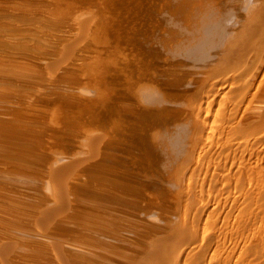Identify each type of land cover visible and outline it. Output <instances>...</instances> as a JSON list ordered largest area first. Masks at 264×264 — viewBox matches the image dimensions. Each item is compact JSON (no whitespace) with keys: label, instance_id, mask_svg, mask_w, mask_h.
<instances>
[{"label":"bare ground","instance_id":"6f19581e","mask_svg":"<svg viewBox=\"0 0 264 264\" xmlns=\"http://www.w3.org/2000/svg\"><path fill=\"white\" fill-rule=\"evenodd\" d=\"M262 4L0 0V264H138L200 127L187 95L215 64L243 66L263 40ZM262 87L243 125L264 119ZM59 139L69 147L54 156Z\"/></svg>","mask_w":264,"mask_h":264},{"label":"rangeland","instance_id":"374dc122","mask_svg":"<svg viewBox=\"0 0 264 264\" xmlns=\"http://www.w3.org/2000/svg\"><path fill=\"white\" fill-rule=\"evenodd\" d=\"M255 1L252 0L254 3ZM257 21L258 18L255 17L254 23ZM255 34L256 32H251L250 35L249 32L248 37L256 41L259 35L255 36ZM248 37L244 39L247 40ZM261 37L263 40L259 39V44L254 43L252 52L255 47L262 46L264 35ZM263 51L262 47L260 51H254L255 53L247 51L242 62L244 67L236 62L239 68L237 66L235 69L236 63H231L229 60L215 64L216 66L209 68V71L199 75L200 80L187 95V105L184 108L195 114L200 127L195 130L194 138L192 137L191 148L188 150L190 152H185L187 144L183 143V152L180 151V157L177 158V163L180 164L175 167L174 173L177 178L175 174L173 175L176 181L172 179L174 183H170L174 194L170 196L171 199L169 198V208L167 206L160 210L159 206H156L157 208L154 206V212L150 208L151 215L154 216L148 217L151 232H148L146 242L150 244L147 249L149 246L150 248L144 255H138L140 260L138 264L140 262L142 264H264V119L262 120L258 115L260 120L257 118L259 120V122L255 120L257 123L254 121V123L243 125V122H240L242 109L244 110L246 102L249 101L250 93L264 86V62L260 64L261 58L264 59ZM240 52L238 55L241 58L244 52L243 50ZM259 55H261L260 58ZM185 59L173 60L180 62ZM173 60L170 61L173 62ZM226 64L228 66L232 64L234 67L232 65L231 68L227 67ZM257 67L261 73L257 71ZM217 72H220L219 75ZM255 72L257 74L259 72L260 76H257ZM254 75H256L255 78ZM229 79H232L231 82ZM259 80L262 81V86ZM250 82L254 87L250 85L252 84ZM93 93L95 92L89 94L91 98L88 94L87 98L83 94L72 93L74 104L78 102L77 106H79L83 102L87 103L88 100L92 101L93 97H97V93ZM69 96H71L70 93ZM263 110L261 108L259 111ZM261 116L264 117L263 114ZM237 120L241 127L237 126ZM242 127L245 131L240 130ZM96 132L99 131H93V133ZM64 139L57 141L61 146L57 143V146L51 144L53 150L50 152L55 153L61 148L65 150L69 141ZM61 142L66 145H62ZM72 144L75 147L76 143ZM53 146L56 147V151ZM54 153L53 155L56 156L57 153ZM66 156L70 159L72 157V155L69 156V152ZM66 156L63 157L64 160H67Z\"/></svg>","mask_w":264,"mask_h":264}]
</instances>
